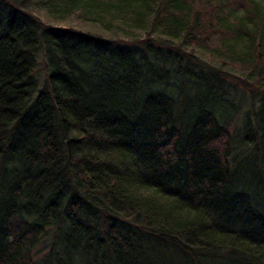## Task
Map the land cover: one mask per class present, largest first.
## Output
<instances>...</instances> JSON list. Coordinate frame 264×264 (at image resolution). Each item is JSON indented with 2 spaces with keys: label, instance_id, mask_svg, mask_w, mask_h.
<instances>
[{
  "label": "trees",
  "instance_id": "16d2710c",
  "mask_svg": "<svg viewBox=\"0 0 264 264\" xmlns=\"http://www.w3.org/2000/svg\"><path fill=\"white\" fill-rule=\"evenodd\" d=\"M0 264H264V0H0Z\"/></svg>",
  "mask_w": 264,
  "mask_h": 264
},
{
  "label": "rangeland",
  "instance_id": "374dc122",
  "mask_svg": "<svg viewBox=\"0 0 264 264\" xmlns=\"http://www.w3.org/2000/svg\"><path fill=\"white\" fill-rule=\"evenodd\" d=\"M29 3H31V1Z\"/></svg>",
  "mask_w": 264,
  "mask_h": 264
}]
</instances>
